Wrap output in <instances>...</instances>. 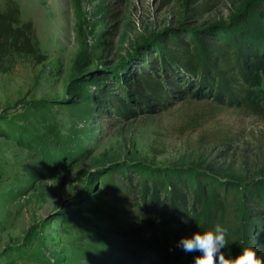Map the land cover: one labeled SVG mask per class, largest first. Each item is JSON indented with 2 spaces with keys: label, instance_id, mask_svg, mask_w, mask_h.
I'll return each instance as SVG.
<instances>
[{
  "label": "rangeland",
  "instance_id": "1",
  "mask_svg": "<svg viewBox=\"0 0 264 264\" xmlns=\"http://www.w3.org/2000/svg\"><path fill=\"white\" fill-rule=\"evenodd\" d=\"M241 2L0 0V10L15 3L20 21L32 23L38 49L11 52L3 58L7 71L0 70V264H75V249L88 244L95 228L111 224L101 201L124 206L131 198L117 173L102 175L114 166L139 161L198 166L222 177L259 174L264 81L254 88L261 113L185 99L122 119L109 102L118 93L111 84L120 64L144 54L136 48L146 37L168 27L229 21ZM73 137L88 150L65 166L42 151L45 143L63 147Z\"/></svg>",
  "mask_w": 264,
  "mask_h": 264
},
{
  "label": "trees",
  "instance_id": "2",
  "mask_svg": "<svg viewBox=\"0 0 264 264\" xmlns=\"http://www.w3.org/2000/svg\"><path fill=\"white\" fill-rule=\"evenodd\" d=\"M141 48L135 65L121 63L111 84L118 93L109 102L119 118L158 113L185 99L261 113L254 88L264 81V0H242L229 21L152 33L136 51ZM37 51L32 23L21 22L19 7L9 3L0 10V70L7 71L3 58L11 52ZM87 150L75 137L63 147L42 146L61 166ZM116 173L126 185L123 195L131 198L124 206L101 201L111 224L95 228L88 244L75 249V264H264V167L245 179L137 161L102 175L113 179ZM79 217L92 224L85 214Z\"/></svg>",
  "mask_w": 264,
  "mask_h": 264
}]
</instances>
